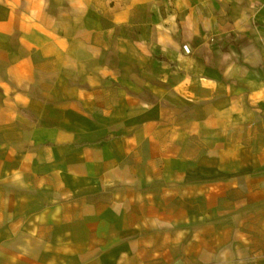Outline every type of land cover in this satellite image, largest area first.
I'll list each match as a JSON object with an SVG mask.
<instances>
[{
    "label": "crops",
    "instance_id": "0c3cea01",
    "mask_svg": "<svg viewBox=\"0 0 264 264\" xmlns=\"http://www.w3.org/2000/svg\"><path fill=\"white\" fill-rule=\"evenodd\" d=\"M0 264H264V0H0Z\"/></svg>",
    "mask_w": 264,
    "mask_h": 264
},
{
    "label": "built area",
    "instance_id": "2783aa9c",
    "mask_svg": "<svg viewBox=\"0 0 264 264\" xmlns=\"http://www.w3.org/2000/svg\"><path fill=\"white\" fill-rule=\"evenodd\" d=\"M182 51L185 54H192L194 52V48L189 42H185L182 44Z\"/></svg>",
    "mask_w": 264,
    "mask_h": 264
}]
</instances>
